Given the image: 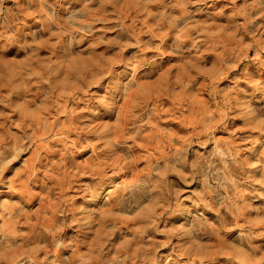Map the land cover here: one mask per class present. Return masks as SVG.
Instances as JSON below:
<instances>
[{
    "label": "rangeland",
    "instance_id": "1",
    "mask_svg": "<svg viewBox=\"0 0 264 264\" xmlns=\"http://www.w3.org/2000/svg\"><path fill=\"white\" fill-rule=\"evenodd\" d=\"M0 264H264V0H0Z\"/></svg>",
    "mask_w": 264,
    "mask_h": 264
},
{
    "label": "bare ground",
    "instance_id": "2",
    "mask_svg": "<svg viewBox=\"0 0 264 264\" xmlns=\"http://www.w3.org/2000/svg\"><path fill=\"white\" fill-rule=\"evenodd\" d=\"M102 194H103V192L100 191V192L97 194V196L94 198L93 202H99L101 199H103V198H102Z\"/></svg>",
    "mask_w": 264,
    "mask_h": 264
}]
</instances>
